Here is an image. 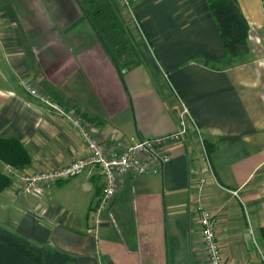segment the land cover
I'll return each instance as SVG.
<instances>
[{"label":"crops","instance_id":"0c3cea01","mask_svg":"<svg viewBox=\"0 0 264 264\" xmlns=\"http://www.w3.org/2000/svg\"><path fill=\"white\" fill-rule=\"evenodd\" d=\"M236 1L249 24V53L215 68L203 63L216 62L224 51L207 0H123L139 29L141 62L120 74L80 0H0V137H14L26 148L31 162L22 170L60 167L87 149L66 119L28 94L20 80L80 116L106 142L113 133L152 137L177 128L166 73L209 148L216 181L201 186L200 199L215 216L223 263L260 264L264 0ZM202 173L188 133L161 170L121 178L97 226L91 211L101 196L96 168L41 196H16L12 176L0 192V225L76 257L77 264H203L193 214ZM228 190H238L245 207Z\"/></svg>","mask_w":264,"mask_h":264},{"label":"built area","instance_id":"2783aa9c","mask_svg":"<svg viewBox=\"0 0 264 264\" xmlns=\"http://www.w3.org/2000/svg\"><path fill=\"white\" fill-rule=\"evenodd\" d=\"M163 80L169 90L171 100L178 108L177 128L167 134L152 137L124 136L113 133L105 138L106 142L95 137L80 116L66 111L34 88L28 80H20V85L28 94L39 99L66 119L84 140L87 152L63 166L49 170L28 172L18 170L9 164H3L1 171L11 177H17L16 196H41L50 190L54 184L66 181L89 167L96 168L101 176V196L91 211L95 226H97L100 211L111 210L113 201L122 185L121 178L123 176L144 175L161 170L163 164L170 160L174 145L188 133H191L205 172L199 177V184L193 196V214L200 226L201 241L206 255L203 264H224L220 243L216 235L215 216L203 205L200 199L201 186L209 181H216L205 137L196 119L166 73H163ZM228 192L244 206L238 190H228ZM92 231H95V228ZM260 264H264L262 254Z\"/></svg>","mask_w":264,"mask_h":264},{"label":"trees","instance_id":"16d2710c","mask_svg":"<svg viewBox=\"0 0 264 264\" xmlns=\"http://www.w3.org/2000/svg\"><path fill=\"white\" fill-rule=\"evenodd\" d=\"M207 2L220 30V39L224 51L216 62L204 60L203 63L218 68L220 64L231 66L243 61L249 53V24L237 1L207 0ZM99 6L96 11H87L83 5L87 17L96 28L97 34L108 48L113 61L118 66L120 74H122L141 62L137 53V38L133 32L131 33L129 28H126L114 16L105 21L101 2ZM111 21H116L113 28L119 38L122 36L123 41H116L106 36V26H109L108 22ZM120 45H123L122 52L120 51ZM128 51H132L133 54H131L132 52L127 53ZM189 59H193V57L189 56L186 58V60ZM0 161L3 164H9L18 170H22V168L30 164L31 156L16 138L0 137ZM10 183L11 176L4 174L0 169V192L9 186ZM261 234L264 236V230H261ZM0 264H77V258L50 245H38L17 232L0 225Z\"/></svg>","mask_w":264,"mask_h":264},{"label":"rangeland","instance_id":"374dc122","mask_svg":"<svg viewBox=\"0 0 264 264\" xmlns=\"http://www.w3.org/2000/svg\"><path fill=\"white\" fill-rule=\"evenodd\" d=\"M80 1L83 3L84 7H86L87 11L98 10V8L100 7L99 4L101 2V6L104 9L103 10V19L105 21L111 19L114 16L116 18V20H118L123 25H125L126 28H129V30H131V33L133 32L135 34V36H136L137 31L139 32V29H138L135 21L133 20L131 14H130L129 8L124 4L123 0H80ZM108 23H109V26H106L107 29L105 30L106 36L111 37L116 41L122 40V36H121V38H119V36H117L116 30L113 28L116 21H114V22L111 21ZM103 26H105V25H103ZM136 38H137V36H136ZM122 46L123 45H120V48H121L120 51L121 52L123 50ZM131 52L128 51L127 53H131ZM131 54H133V52ZM2 166H3V164L0 165V167H2ZM5 227H7V226H5ZM167 232H168V225H167ZM256 253H257V256L260 258L261 253L264 255V250H262L261 253H258V252H256Z\"/></svg>","mask_w":264,"mask_h":264}]
</instances>
